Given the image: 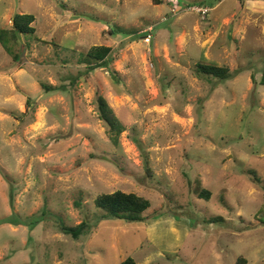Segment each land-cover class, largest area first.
Wrapping results in <instances>:
<instances>
[{
    "label": "rangeland",
    "instance_id": "rangeland-1",
    "mask_svg": "<svg viewBox=\"0 0 264 264\" xmlns=\"http://www.w3.org/2000/svg\"><path fill=\"white\" fill-rule=\"evenodd\" d=\"M159 1L0 0V28L35 18L18 62L0 43V264H264V0ZM116 190L141 220L102 216Z\"/></svg>",
    "mask_w": 264,
    "mask_h": 264
},
{
    "label": "trees",
    "instance_id": "trees-1",
    "mask_svg": "<svg viewBox=\"0 0 264 264\" xmlns=\"http://www.w3.org/2000/svg\"><path fill=\"white\" fill-rule=\"evenodd\" d=\"M155 4L160 3L159 0H153ZM34 15L28 13H15L12 16V25L8 28H0V43L4 50L13 56L15 62H18V54L14 52L13 45L18 43L21 35L33 34L35 31L32 23L34 22ZM111 48L105 45L91 46L85 54H82L87 69L92 70L97 67H103L107 64V58L110 54ZM194 72L197 75L214 77L218 79L227 78L230 75V70L225 65H215L206 62H197L194 64ZM46 90H51V86L42 84ZM97 111L99 119L102 120L107 128L109 140L117 144L119 135L124 130V125L119 120L114 110L109 106L107 100L101 95L97 94L96 98ZM198 197L209 199L210 191L201 189L197 192ZM95 207L102 209L104 213L102 216H115L124 218L129 221L141 220L142 214L146 211L150 202L143 196L134 192H123L120 190L111 193H102L93 199ZM85 221L69 226L66 229L76 236L77 233L85 227ZM244 260H241V262ZM240 264L239 261H237ZM119 264H139L134 259L128 257Z\"/></svg>",
    "mask_w": 264,
    "mask_h": 264
},
{
    "label": "built area",
    "instance_id": "built-area-1",
    "mask_svg": "<svg viewBox=\"0 0 264 264\" xmlns=\"http://www.w3.org/2000/svg\"><path fill=\"white\" fill-rule=\"evenodd\" d=\"M194 9H196V11L200 12L201 14H205L209 10L207 8H203V7H199V6L198 7L195 6ZM172 11H174V9H172ZM148 40H149V34L146 35V41H148Z\"/></svg>",
    "mask_w": 264,
    "mask_h": 264
},
{
    "label": "crops",
    "instance_id": "crops-1",
    "mask_svg": "<svg viewBox=\"0 0 264 264\" xmlns=\"http://www.w3.org/2000/svg\"><path fill=\"white\" fill-rule=\"evenodd\" d=\"M146 211H148V210H146ZM145 212V211H144ZM237 261H239V260H237ZM144 264H146V263H144ZM246 264V263H245Z\"/></svg>",
    "mask_w": 264,
    "mask_h": 264
}]
</instances>
